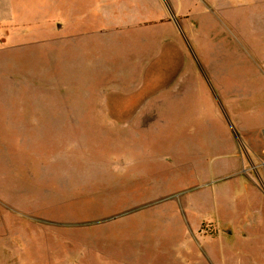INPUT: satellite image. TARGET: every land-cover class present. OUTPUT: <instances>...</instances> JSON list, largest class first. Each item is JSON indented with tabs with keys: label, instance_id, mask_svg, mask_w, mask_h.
<instances>
[{
	"label": "rangeland",
	"instance_id": "374dc122",
	"mask_svg": "<svg viewBox=\"0 0 264 264\" xmlns=\"http://www.w3.org/2000/svg\"><path fill=\"white\" fill-rule=\"evenodd\" d=\"M0 264H264V0H0Z\"/></svg>",
	"mask_w": 264,
	"mask_h": 264
}]
</instances>
